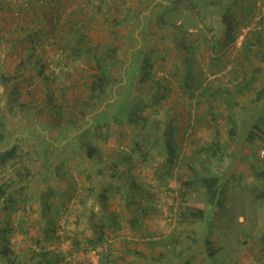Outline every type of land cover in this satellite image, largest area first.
<instances>
[{
	"label": "rangeland",
	"instance_id": "rangeland-1",
	"mask_svg": "<svg viewBox=\"0 0 264 264\" xmlns=\"http://www.w3.org/2000/svg\"><path fill=\"white\" fill-rule=\"evenodd\" d=\"M255 4L247 26L264 15V0ZM60 6L57 30L43 23L42 41L34 39L38 30L0 34L7 42L0 40V72L14 78L0 81V264H264V134L238 142L229 132L240 112L257 103L264 78L256 75L252 92L232 93L240 76L231 69L247 65L249 52L242 46L247 28L225 42L227 0ZM248 57L264 73V60ZM99 71L111 81L96 98L88 87ZM123 73L129 91L118 124L91 125L104 100L116 97ZM191 80L229 90L230 103L218 94L205 101ZM130 116L136 123H127ZM97 155L105 161L96 165L107 169L103 175L89 167ZM92 172L114 193L106 209L89 197ZM208 175L220 177L221 206L209 203L200 185ZM73 198L84 199L75 217L46 209L57 205L69 214ZM188 209L200 212L189 216ZM136 214L146 220H137L133 235L128 218Z\"/></svg>",
	"mask_w": 264,
	"mask_h": 264
},
{
	"label": "trees",
	"instance_id": "trees-1",
	"mask_svg": "<svg viewBox=\"0 0 264 264\" xmlns=\"http://www.w3.org/2000/svg\"><path fill=\"white\" fill-rule=\"evenodd\" d=\"M6 2L7 1L0 0V8H2V6H5L8 8V10L12 8L14 10L18 9V11L21 12V9H22L21 4L19 3L15 4L11 2L6 3ZM62 2L63 0H41L40 2L37 1L38 4L36 3L34 6L29 4V6L32 7L30 18L29 19L26 18L28 16V15L26 16V10L25 11L23 10L21 12L23 13L22 19L24 20V23L21 24V28L24 30L23 33H25L28 36L32 31L38 30V33L34 35V39H36L37 41H42V38H44L43 35L47 34L48 32L47 29L43 31L44 30V27L42 26L43 23L47 22L46 28H48L49 30H52V31L57 30V25L53 23V20L55 16H58V14L60 15V12H61L60 5ZM255 2L256 0H227V4L229 6L226 7L227 11H222L221 20L224 23L223 30H224L225 42H228L229 44L235 42L239 34L241 33L240 31H242L244 28H247L246 29L247 35H245L244 42L242 44L244 52L245 53L249 52L248 55H251V53H253V55H256L258 57V59L264 60V39H263L264 38V34H263L264 15L263 16L261 15L259 19L256 18V20L253 23H251V25L255 24V26H251V25L247 26L251 22L250 21L251 17H253L254 14L257 12V6ZM221 3L222 2L220 1L219 2L216 1V4H218L217 6L219 7L221 6L222 8L223 5ZM31 15H34V17L39 19L40 22L34 23ZM8 18L10 17L0 15V34L3 32L6 33L5 27L8 24L6 23ZM12 19L14 20V23L20 21V20H17V19H20L17 15H14ZM142 19L143 17H141L139 20L143 21ZM64 22L66 25L67 23H69V21H64ZM61 24H59V28ZM40 29L41 31H39ZM67 29L70 30L69 25H67ZM15 32H17V30H15ZM60 34H62V32ZM10 38L11 37L9 36L7 39H10ZM17 38H20V35H18ZM62 38L63 36H60V39ZM248 38H251L252 40L249 42ZM21 40H22L21 41L22 44L24 45L23 48L25 49L28 48V45L26 44H28L29 42L25 41L24 39H21ZM1 41L2 43L4 42V44L7 43L3 39ZM64 42L65 41H63V43ZM67 44H68V41H67ZM253 46L255 47V49H252ZM72 49L73 48H71V50ZM259 49L262 50V53H260V55L258 54ZM40 54L41 53L37 55L38 56L37 59L41 58ZM9 55L12 56L13 58L17 57V54L15 53H10ZM248 55L245 57L247 58V65L239 61L237 62L239 65V68L234 67L231 69V72L234 75L237 74L236 77L240 76L239 77L240 80L238 83H236L235 89L232 90V93L236 92L241 95H244L245 93L252 92L253 91L252 89L255 90V86H253V83H255L254 81L256 80V75H261L262 79L264 78V73L261 72L262 69L253 65L248 59L249 58ZM58 58L60 59V57ZM129 58H131V56H129ZM21 62L19 64H21ZM16 66L18 67V64H16ZM96 68L99 69L98 64H96ZM189 68L191 69L192 66H190ZM188 74L192 75L191 72H189ZM12 75L7 76V75H4V73L0 72V81L2 82L4 81L5 83H7L9 80L14 79ZM91 76H92L91 82L89 83V87H88V89L90 90V93L96 98L103 96L105 94L107 87L110 84V81H111L110 77L104 71L93 73ZM122 81H126L124 73L122 74L121 79L118 81V84L115 90L116 97L113 100H104L105 105H103V108L97 109L95 113L91 115L89 119L91 125H96L100 123V124H104L105 128H107L110 123L112 124L114 122L113 124L115 123L118 124V122L116 121H119L117 120V113L119 114V111H118L119 106H122L120 104L122 103L123 100H126V96L129 91L128 85L125 83H122ZM191 81L195 84L194 89L200 88V90H203V92L202 91L201 92H202V95L205 94V98H204L205 101L209 102V99H211L213 96L218 94L223 98L225 103H230V100L227 98V96L229 97L228 95L230 93L229 90L227 91V89H222L224 90L222 91L221 89H218V88H214L213 90H211L209 88H212V87L203 85L201 80H196V81L191 80ZM183 86L185 87L189 86V83L186 81V78H185V81L183 82ZM194 89L189 90L190 96L193 95ZM223 92L225 93L226 97L223 96L224 95ZM253 98L255 99L254 101H256L257 103L253 104L254 106L252 110L240 112L239 118L236 124L232 125L230 128V131H229L230 134H234L238 142L244 137V135L248 136L250 139H254L264 134V85L262 87H259L256 90V93ZM136 118L137 117L130 116V118L127 119V123L128 124L136 123ZM85 124H88V123H85ZM66 131H68V128ZM31 137L33 138V136ZM38 139L40 138L38 137ZM49 145H52V143H49ZM171 150L174 151L173 147H171ZM220 183H221V180L218 175L203 176L201 177V180H200V185L205 189L208 202L211 204L213 203V205L215 206H221ZM197 212H200V211H194V210L188 209L187 213L189 216H191V215H196Z\"/></svg>",
	"mask_w": 264,
	"mask_h": 264
},
{
	"label": "crops",
	"instance_id": "crops-1",
	"mask_svg": "<svg viewBox=\"0 0 264 264\" xmlns=\"http://www.w3.org/2000/svg\"><path fill=\"white\" fill-rule=\"evenodd\" d=\"M4 1H9V0H4ZM13 1H21V0H13ZM19 4H21L22 6H21V12L24 10H26V18L27 19H29L30 18V14H31V8L32 7H30L27 3H19ZM3 5V4H2ZM20 11H18V9H16V10H14V9H12V8H10V10H8V8L7 7H5V6H2V8H0V15L1 16H6V17H10V18H8V20H7V22L6 23H8L7 24V26L5 27L6 28V31H8V29H10L11 27L12 28H16V29H19L21 32H24V30L21 28V24H23L24 23V20L22 19L23 18V13H21ZM14 15H17L20 19H17V20H20V21H18V22H16V23H14V20L12 19V17L14 16ZM32 16V18L34 19V15H31ZM38 22H40V20L39 19H36L35 21H34V23H38ZM4 24V23H3ZM22 35V34H21ZM8 54H10V53H8ZM32 136V135H31ZM36 135H33V139H35L34 137H35ZM37 139H38V137H37ZM103 150H105L106 151V149H103ZM90 152H91V150H88L87 151V153L90 155ZM92 152H93V150H92ZM101 152V154H102V156H103V151L101 150L100 151ZM61 154H63V153H61ZM92 154V153H91ZM75 155H78V153L77 152H74V153H71L70 152V154L68 155L67 154V156H70V157H74ZM98 157H92V158H95V159H88V163H89V167L90 168H97L98 170L100 169L101 171H100V173L103 175L105 172H106V168L105 169H103V167H96V165L98 164V163H100V164H103V163H105V161H102L99 157V155H97ZM69 157V158H70ZM105 158V157H104ZM99 171H97V173H98ZM91 175H92V177L94 178V180H95V182L93 183L92 182V184H91V186H93L92 187V189H91V193L89 194V197H91L92 198V200H93V202H94V204H97L98 203V206H100V208H103V209H106L105 207H109L110 206V204H111V199H112V197H113V195H114V193H113V191L111 190V187H109V185H106V183H107V181H106V178L104 177V176H100V178L96 175V172H92L91 173ZM92 180V179H91ZM93 184H95V185H93ZM88 186H90L89 184H88ZM74 188H75V186H74ZM76 188L78 189V194H79V192H80V185L77 183L76 184ZM75 192V193H76ZM102 192V193H101ZM112 192V193H111ZM86 194V193H85ZM98 194H100L101 196H100V198H98L97 197V195ZM120 195H118V197H119ZM117 197V198H118ZM126 201V200H125ZM54 205L55 204H58V199L56 198L55 199V201H54V203H53ZM80 204H84V199H77L76 201H75V199L73 198V199H71V201H70V203H68L67 204V206L69 205V214H68V212H65L66 211V209H63V211L62 210H59V208L57 207V205L56 206H53V208H50V209H48V208H46L47 210H51L52 211V214H53V209H54V211H55V216H57V217H60L61 219L64 217V215H66L65 217L67 218L68 217V215L70 216V218H71V216H73V217H75V215L77 214V211L78 210H82V207H79V206H81ZM114 205V204H113ZM47 207H49V205L47 206ZM78 208V210L76 209L75 211H74V208ZM80 212V211H79ZM114 212V211H113ZM46 213H48V212H45V214ZM144 213H146L145 211H144ZM75 214V215H74ZM114 214H115V212H114ZM141 214H136V215H132L131 217H129L128 218V220H129V222H131V224H129L130 225V229L128 230V231H130L131 230V233H129V234H137V231H136V229L138 228V225H137V220H142V219H144V220H146L145 219V216L144 215H142V217L140 216ZM109 217V216H108ZM106 219H107V217H106ZM95 230L94 229H92V231L91 232H94ZM126 233H127V231H126Z\"/></svg>",
	"mask_w": 264,
	"mask_h": 264
}]
</instances>
